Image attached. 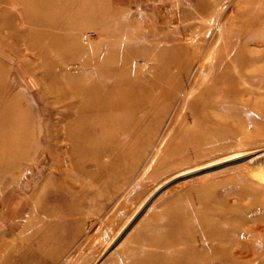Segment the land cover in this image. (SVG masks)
Listing matches in <instances>:
<instances>
[{
  "label": "rangeland",
  "instance_id": "obj_1",
  "mask_svg": "<svg viewBox=\"0 0 264 264\" xmlns=\"http://www.w3.org/2000/svg\"><path fill=\"white\" fill-rule=\"evenodd\" d=\"M78 1L0 0V264H264V0Z\"/></svg>",
  "mask_w": 264,
  "mask_h": 264
},
{
  "label": "bare ground",
  "instance_id": "obj_2",
  "mask_svg": "<svg viewBox=\"0 0 264 264\" xmlns=\"http://www.w3.org/2000/svg\"><path fill=\"white\" fill-rule=\"evenodd\" d=\"M86 1V0H85ZM13 2L17 5H22V22H24V24L26 25H30L32 26V30L30 31V36H29V42H28V47L31 51H40V53L43 54L44 50H46L45 47H48V49L50 47H52L51 43H45V45L43 46H39V44L45 40L48 39V37L50 36V31H54L57 30L59 25H55V23H58L57 20L60 19L61 14H65L66 12L69 13V11L72 9V6H76V4H78L77 2H79L78 0H13ZM81 4V2H80ZM83 4L85 5L84 2H82L81 6L83 7ZM88 5V4H87ZM77 7V6H76ZM75 7V9H76ZM79 7V5H78ZM77 7V8H78ZM86 7L84 6V9ZM89 8V7H88ZM81 7H80V11H81ZM79 10V8H78ZM82 17V16H81ZM83 19V18H82ZM93 20V19H92ZM59 21V20H58ZM99 23V22H98ZM63 24V23H62ZM81 24V23H80ZM61 27V26H60ZM63 27V26H62ZM128 27V26H127ZM65 29V28H63ZM62 30V28H61ZM57 37V36H56ZM56 37H50L49 40H52L51 38H56ZM55 41V40H54ZM52 41V42H54ZM48 42V41H47ZM54 46V45H53ZM52 49V48H51ZM241 65V64H240ZM239 65V66H240ZM121 77V76H120ZM119 77V78H120ZM122 78H120L121 80ZM119 80V79H118ZM105 82V79L103 80ZM3 82V81H0ZM120 81H117L113 84H117ZM133 84V83H132ZM1 85V83H0ZM117 87V85H115ZM128 91V90H127ZM127 91H123L121 92L119 95L122 99L127 100L131 93L129 94ZM103 96V95H101ZM100 96V97H101ZM16 101H12V103L10 104L12 106L9 107V113H14L15 108L17 109V107H15V103ZM18 105V103H17ZM14 108V111H13ZM14 115V114H13ZM60 166V165H59ZM261 176V175H260ZM258 178V180H263V178ZM146 250V249H144ZM148 251V250H146ZM152 252V251H150ZM192 252V251H191ZM194 252V251H193ZM148 254V252H146ZM151 254V253H150ZM149 254V255H150ZM145 255V254H144ZM153 255V254H152ZM151 255V256H152ZM185 255V254H184ZM189 255V254H188ZM145 257V256H144ZM153 257V256H152ZM181 257V256H180ZM197 257V256H196ZM200 257V256H198ZM197 257V258H198ZM175 258V257H174ZM179 258V257H178ZM190 258H192L190 256ZM188 258V260L190 259ZM195 258V257H194ZM192 258V259H194ZM132 259V258H130ZM149 259V257H148ZM155 259V258H154ZM177 259V258H175ZM180 259V258H179ZM175 261V260H174ZM180 261V260H179ZM182 261V259H181ZM142 262V261H141ZM145 262V261H144ZM185 262V261H184ZM191 262V261H189ZM143 263V262H142ZM150 263V262H149ZM177 263V262H176ZM138 264V263H137ZM175 264V263H174ZM198 264V262H197Z\"/></svg>",
  "mask_w": 264,
  "mask_h": 264
}]
</instances>
